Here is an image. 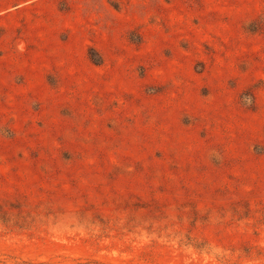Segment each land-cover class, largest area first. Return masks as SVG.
Listing matches in <instances>:
<instances>
[{
	"label": "rangeland",
	"instance_id": "1",
	"mask_svg": "<svg viewBox=\"0 0 264 264\" xmlns=\"http://www.w3.org/2000/svg\"><path fill=\"white\" fill-rule=\"evenodd\" d=\"M0 264H264V0H0Z\"/></svg>",
	"mask_w": 264,
	"mask_h": 264
}]
</instances>
